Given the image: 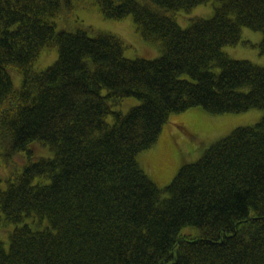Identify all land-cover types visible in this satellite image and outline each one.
I'll return each mask as SVG.
<instances>
[{"label": "trees", "instance_id": "obj_1", "mask_svg": "<svg viewBox=\"0 0 264 264\" xmlns=\"http://www.w3.org/2000/svg\"><path fill=\"white\" fill-rule=\"evenodd\" d=\"M90 8L132 16L142 54ZM243 27L264 54V0H0V264H264V115L166 186L144 168L173 114L264 111V66L226 51Z\"/></svg>", "mask_w": 264, "mask_h": 264}, {"label": "rangeland", "instance_id": "obj_2", "mask_svg": "<svg viewBox=\"0 0 264 264\" xmlns=\"http://www.w3.org/2000/svg\"><path fill=\"white\" fill-rule=\"evenodd\" d=\"M210 6L211 4L200 5L183 15L181 14L179 24L187 25L191 17L207 18L212 16L214 10ZM77 12L84 23L96 29L120 35L129 46L126 50L127 57L142 54L139 52V46L144 45L145 41L137 31L132 16H127L122 20H109L104 18L97 9L96 12L91 8L88 10L79 9ZM241 32V41L234 47L226 48L228 54H231L230 57L247 59L264 66V54H260L259 51L262 33L248 27H243ZM58 55V47L45 49L41 58L37 60V64L35 63V69L43 70L52 65ZM12 81L16 88L20 87L22 75L15 73L12 76ZM137 103L138 99L136 98H125L122 105L116 108L127 112L131 106ZM263 115L262 109H252L238 114L215 115L202 108H192L183 113L173 114L169 117V122L165 124L157 143L152 149H149L147 159H144L147 165V167L144 165L146 173L159 180L161 186H166L181 165L196 161L202 156L204 150L214 142L226 137L238 127L255 125ZM191 133L201 136V138L199 140L192 139L188 136ZM45 152L46 150L42 151V153Z\"/></svg>", "mask_w": 264, "mask_h": 264}]
</instances>
